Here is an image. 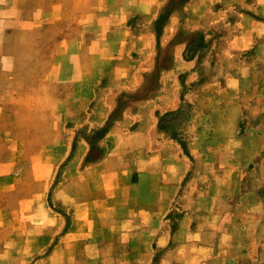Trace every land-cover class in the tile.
Returning a JSON list of instances; mask_svg holds the SVG:
<instances>
[{"label": "rangeland", "instance_id": "rangeland-1", "mask_svg": "<svg viewBox=\"0 0 264 264\" xmlns=\"http://www.w3.org/2000/svg\"><path fill=\"white\" fill-rule=\"evenodd\" d=\"M164 1L135 46L117 16L136 13L143 30L150 17L125 0H0V264H264L262 25L248 24L247 51L182 76L181 106L159 119L164 150L141 158L112 121L93 126L117 80L87 67L160 47L186 0ZM247 4L261 19V2ZM244 12L227 34H244ZM176 38L190 57L205 45L201 32Z\"/></svg>", "mask_w": 264, "mask_h": 264}, {"label": "crops", "instance_id": "crops-1", "mask_svg": "<svg viewBox=\"0 0 264 264\" xmlns=\"http://www.w3.org/2000/svg\"><path fill=\"white\" fill-rule=\"evenodd\" d=\"M125 1L130 4L129 6L135 8L133 12L137 11L141 14L142 10H144V15L150 17L145 22L149 24V27H145L143 30L140 24L137 29L134 26L135 23L132 18L136 13H131V15L126 17L117 16V18L120 17L122 20L119 26H123L126 32H128L126 26L128 24L133 25V29H135L133 37H135V40L136 37L140 38L135 46H138V44L142 46L145 44L141 40L143 33H151L150 36L155 35L152 32L151 25L157 21L161 9L166 6L167 1ZM248 1L186 0L181 10H173L170 13L163 30L158 33L160 41L165 40V42L161 43L158 48L151 47L149 50H139V58L136 65L125 62L114 69L99 68L95 64L88 66L86 72L88 74L92 73V78L102 70H110L109 72L114 73L117 80V84L108 89L101 101L96 100L97 108L92 116L93 126H103L112 121L109 129H117L118 136L122 133L127 140L122 150L135 152L141 158H147L148 153L164 150L166 142L171 141H168L166 134L159 130V119L162 115L172 112L181 106L179 94L180 89H182V76L187 75L193 80L195 70L198 71L202 66L210 67L213 59L233 56L236 50L245 52L246 49L247 51L254 40V34L250 31L248 24L254 26L262 25L264 27V0H259L262 7L259 10L257 9L256 12L257 15L262 17L261 19L254 17L252 13L253 6L252 4L248 5ZM117 2L116 6L118 7L125 5L122 0H117ZM245 4L247 10L249 9L251 12H244L239 17L240 21L246 22L244 34L233 35L231 32L227 34L225 28L227 25L232 27L231 23L235 22L231 13L242 8ZM180 24L182 27H180ZM181 28L185 29L188 35L197 32H201L204 35L205 45L201 49L202 51L197 52L194 57L189 56L188 49L191 48V43L177 41L176 36ZM136 31L138 32L137 36ZM122 73H125L124 76ZM213 84L215 83H209V85ZM123 94L128 95L130 98L121 107L120 97ZM232 107V105H229V108ZM131 124H133V130H130ZM131 137L133 142L130 141ZM121 144L118 142L117 150Z\"/></svg>", "mask_w": 264, "mask_h": 264}]
</instances>
